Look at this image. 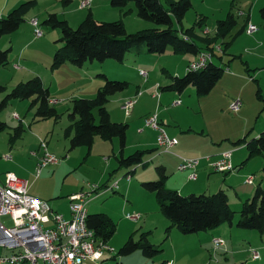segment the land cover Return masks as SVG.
I'll list each match as a JSON object with an SVG mask.
<instances>
[{
	"label": "rangeland",
	"instance_id": "rangeland-1",
	"mask_svg": "<svg viewBox=\"0 0 264 264\" xmlns=\"http://www.w3.org/2000/svg\"><path fill=\"white\" fill-rule=\"evenodd\" d=\"M29 1H35V4L24 15L25 21L21 27L15 32L3 35L0 38V49H9V62L0 66V101L20 82L27 81L34 76H40L45 80L46 87L50 89L52 98L59 99L57 103L52 104L57 109L59 117L58 119H38L35 117L36 107L30 109L32 98L13 99L0 111V120L8 125L5 130L0 131V177H5L9 171L15 169L19 177L31 179L29 180L30 183L32 182L30 184L31 189L33 191L35 189L40 190L41 194H38V196L48 200L53 208L63 213L66 218L71 216L69 196L72 193L88 189L89 183L100 185V189L92 193L86 207L89 214L104 213L115 223L116 231L108 242L116 249L114 254L116 259H113V256L109 254L111 257L105 260L103 264H162L174 258L175 254L177 258L174 259V264H264V233L256 229H243L235 225V231L231 237H226L228 248L216 252H214L210 243L205 244L202 237L204 231L185 234L176 227L167 230L171 226V220L162 213L156 194L146 189L142 184L144 181L160 178V174L156 169L160 162L157 159L154 161L148 160L151 153L145 152L143 156L144 163L147 162L146 166L137 163L131 166L121 165L118 159L120 154L119 139L114 138L111 142L110 140L101 139L100 136L95 137L91 148L81 145L70 149V139L67 138L65 129L73 122L70 117L72 100L95 97L98 88L104 85L105 79L104 76H96L97 72L93 70L92 78L94 81L89 79L88 74L80 76L78 71L71 69L70 66L74 67V65H71L70 62L66 63L68 65H60L61 68L58 65L53 69L54 55L64 45V41L60 40L63 32L60 27L54 28L46 24L45 19L49 13H57L58 17L64 20V16H66L64 10L67 7L72 9L77 7V11L84 10L79 13L80 16L74 20H71L68 16L70 19L69 25L72 28H77L92 8V15L96 20H121L126 30L129 33H134L139 30L134 28L137 27L135 23L141 19L138 17L133 3L119 8L110 5L109 0L104 1L109 2L110 7H106L103 0H94V2L92 0L91 7L82 9L80 0H76L73 5L68 0H9V2L8 0H0V15L7 16L14 7ZM192 1L193 8L187 12L182 20L183 28L191 27L195 23L196 9L199 11L205 9L204 16L207 17V22L203 29H209L211 36L216 33L217 20L225 19L229 12L235 13L238 20L237 25L226 36V41L230 42V47L225 54L219 53L223 55V61L218 58L219 54L214 56L216 64L224 68L225 72L208 94L197 95L194 85H190L184 90L185 96L175 91L160 88L161 95L176 93L177 99H181L182 102L179 105H173L171 101L168 102L166 96L160 99L151 98L150 95L155 89L144 90L141 84H137L139 83L137 79L139 75L136 72L129 70L127 67L116 69L112 59L106 60L109 62L106 63L108 66L105 68V72L102 71L110 80L129 81L130 83L125 90L134 89V92L138 88L144 90V94L140 98L146 99L148 106L153 104V112L157 111L159 115L171 118L172 122L169 121V127L178 131L183 130L180 147L190 148L196 147L198 140L201 138L202 130L203 133L209 136V129H213L216 134L222 135L223 126L227 127L229 125V131H237L239 127L244 125V121L239 118L241 113L232 111L228 105L230 101L237 97H243L246 102L245 97L242 95L243 91H241L244 84L242 73L249 78L246 71V61L249 52L253 51L247 48L250 43L249 36L251 35L248 36L244 30L246 16L239 15V12L245 10L250 15L251 22L256 24L259 30L264 31L260 14V9L264 8V0ZM5 2L8 3L9 10L2 12L1 8ZM162 3L168 6L167 0H162ZM131 6L134 8L133 12L130 10ZM72 15L77 16V13ZM32 18L38 19L39 27L44 31L41 38L35 37L34 26L30 22ZM143 22L150 25L148 28L157 27L152 21L145 20ZM241 29H243L242 32ZM198 34H204L203 30ZM237 34L239 35L237 36ZM29 42L30 44L22 49ZM53 49L55 52L52 56L51 51ZM135 50H137V47L132 49V51ZM140 54H143L141 55L142 66L149 74V84L159 83L161 87L170 83L171 75L175 74V70L180 71V75H184L187 71L185 66L189 58L193 56L191 53L174 52L171 46L164 53L145 52ZM89 62H86V64H89ZM95 62L100 64V61ZM123 62L118 63V65L122 66ZM16 65H19V67H16ZM91 68L95 69L92 66ZM98 71L101 72V70ZM251 74L254 75V71ZM252 82L253 85L246 87L245 94L251 102V117H255V110L260 101L257 96V83L254 80ZM75 91H78V93ZM121 92L110 96L107 107L113 109L111 117L113 121L127 123L133 110L129 116H126V113L124 114L118 108L117 96ZM158 101L159 106L156 108ZM15 113L19 114L20 117L16 118ZM159 121L161 122L160 119ZM21 124L24 129L22 135L14 138L15 128ZM250 129L251 127L243 135L248 134L253 138L256 131ZM128 134L129 141H127L125 147L126 155L136 150H145L137 148V144L144 138L146 141L155 142L152 138L154 135L149 134L148 130L143 132H139L137 129L130 131L129 127ZM40 139L47 142L49 149L60 159V162L45 166L40 177L34 180L37 164H35L36 157L32 152L38 149ZM220 144H224V147L231 146L227 143V139L221 142L216 141L215 146ZM152 147L148 148L151 149ZM172 151H174V148ZM7 154L12 155L13 158L6 159L5 155ZM18 154L21 157L20 165L17 164L19 161ZM163 156L169 157L172 155L170 152H166ZM202 161H204L203 158ZM263 162V155L250 158L247 164H244L236 174L246 172L249 175L253 173L258 178L263 172ZM171 165L173 164L171 163ZM167 170L170 175V167ZM235 171L236 169L232 172ZM129 173H131L130 178H128ZM218 173L216 172V174ZM219 174L223 175L221 172ZM117 180L119 182L118 188L111 191L106 190ZM233 181L239 182L241 180L234 178ZM227 194L229 193L227 192ZM229 203L235 211L234 224H236L240 217L243 202L237 201L235 195L231 194ZM134 212L141 213L142 218L139 221H132L126 217L127 213ZM0 219L7 226L13 224L10 215L1 216ZM145 220H148L147 225L143 226ZM224 226H228V223H225ZM142 232H145L149 240L161 251L153 257H146L141 251L120 255L119 250L129 237L133 235L135 240H138ZM252 247L260 250L261 257L259 259L252 258L250 252ZM10 251L9 248L0 247V255L9 254Z\"/></svg>",
	"mask_w": 264,
	"mask_h": 264
},
{
	"label": "trees",
	"instance_id": "trees-1",
	"mask_svg": "<svg viewBox=\"0 0 264 264\" xmlns=\"http://www.w3.org/2000/svg\"><path fill=\"white\" fill-rule=\"evenodd\" d=\"M71 1V0H68ZM113 7H124L133 3L138 17L152 21L157 27L145 28L129 33L121 20L99 21L92 12L81 21L77 28H72L67 20L60 19L56 13L48 14L45 23L52 27H60L64 41L55 55L52 67L55 68L64 62L70 61L76 66H83L89 61H104L113 59L122 62L127 52L135 47L137 53H164L169 46L174 52L198 54L202 50H214L216 44H221L223 53L230 46V42L223 39L237 25L235 13L229 12L225 19L217 21L216 34L201 35L207 17L199 16L195 23L183 28L182 20L193 7L192 0H167L168 6L162 0H109ZM35 1L22 3L12 9L7 16L0 15V38L18 30L25 21L24 15ZM130 10H132L130 8ZM262 27L264 28V8L260 9ZM179 26H177V25ZM199 30V31H198ZM243 30V29H242ZM184 35L188 36L185 38ZM9 49H0V66L9 62ZM215 55H218L215 53ZM225 69L215 62H210L200 70H187L184 75L171 76L172 81L161 87L163 90L182 92L190 85L196 87L199 95L208 94L221 79ZM104 76L105 83L93 98H75L72 100L70 117L73 122L65 129L70 139V149L81 145L92 147L96 136L105 139L118 138L121 150L126 146L128 123L115 122L107 108L110 96L124 91L129 82L110 80ZM32 98L30 109L36 107L35 117L38 119H58L59 113L51 104V94L41 77L34 76L27 81L20 82L0 101V111L13 99ZM7 123L0 120V131L7 128ZM22 124L15 128L14 138L22 135ZM235 145L246 144L248 157L264 154V134L246 139V136L233 142ZM147 150H136L132 154L120 153L118 159L121 165L131 166L142 164ZM160 178L144 181V187L156 194L162 213L171 220V226L182 233H195L221 226L224 222L234 224L235 211L231 208L229 197L224 189L215 193H189L184 195L176 189L165 186L168 177L165 166H157ZM88 226L96 231L99 238L109 240L116 231L115 223L104 213L89 214ZM238 228L256 229L264 232V188L259 184L254 193L242 203L240 217L235 224ZM141 251L146 257H153L161 251L148 238L145 232L135 240L131 235L120 248V255H128Z\"/></svg>",
	"mask_w": 264,
	"mask_h": 264
},
{
	"label": "built area",
	"instance_id": "built-area-1",
	"mask_svg": "<svg viewBox=\"0 0 264 264\" xmlns=\"http://www.w3.org/2000/svg\"><path fill=\"white\" fill-rule=\"evenodd\" d=\"M92 0H82V8L90 7ZM239 14L243 15L244 11ZM34 26L35 37L40 38L44 31L39 27L37 18L30 20ZM248 32L256 30L258 27L251 22L248 23ZM204 35H208L209 29H203ZM185 38L188 36L184 35ZM215 53H223L221 44H216L214 50H202L190 61L187 70H200L212 62ZM19 67V65H16ZM140 74L146 81L148 72L140 69ZM161 85H155L154 96L160 98ZM141 94V92H139ZM59 99H50L51 104L57 103ZM136 99L126 100L122 104V109L126 115H130ZM181 99L175 100L174 105H179ZM243 101L240 97L234 99L230 108L237 112L240 110ZM19 118V114L15 113ZM146 126H150L157 131V146L162 152L176 154L179 158L178 171L187 172L190 180L198 178V167L201 164V157H192L178 154L172 151L178 144V139L168 134L165 126L159 121L157 112H153L145 118ZM142 130V129H140ZM39 147L42 155L34 172L35 179L39 178L45 166L51 163H59L60 159L48 149L45 140L40 139ZM37 155V152H32ZM233 149L220 152L216 157L207 155L203 159L210 168L218 172H232L236 168L232 162ZM10 160L12 155H5ZM131 173L128 174L130 178ZM254 175L247 176L246 182L253 183ZM98 184H88V189L72 193L70 200V218L64 214L53 210L49 201L44 200L30 192V182L21 178L14 172H8L3 184H0V217L10 215L13 224L5 225L0 219V245L11 249L9 254L0 255V264H103L109 259L111 254L116 259V249L103 238H99L96 231L88 226V204L93 192L100 189ZM119 187L118 180L106 190H114ZM126 217L132 221H139L141 213H127ZM214 252L226 250V240L221 236H214L212 239ZM253 259L261 257L260 250L250 248ZM163 264H174L172 261Z\"/></svg>",
	"mask_w": 264,
	"mask_h": 264
},
{
	"label": "crops",
	"instance_id": "crops-1",
	"mask_svg": "<svg viewBox=\"0 0 264 264\" xmlns=\"http://www.w3.org/2000/svg\"><path fill=\"white\" fill-rule=\"evenodd\" d=\"M203 1H206V0H203ZM8 2H9V0H8ZM69 2H70V4L72 3V5H73V4L76 3V0H71ZM80 2H81V0H80ZM93 2H94V0H93ZM103 2H104L106 7H110L109 4H108L109 2H106L104 0H103ZM8 6H9L8 3L5 2L2 5V8H1L2 12H5L6 10H9ZM131 9H132L131 11L133 12L134 8L132 6H131ZM76 11H77V7L74 8V9H72L71 7H67V9L64 10V13L66 14V16H64V18H65V20H67L68 23L70 22V19L74 20L78 16H80L79 13L81 11H84V10H80V11L78 10L77 12ZM195 11H196V20H197V18L200 15H204L205 14L204 12H206L205 9H201L200 11L198 9H196ZM241 11H244V14L242 16H246V22L244 24V30L246 31L248 36L251 35V36H249L250 43L248 44L247 48L253 50L252 52L250 51L249 54L247 55L248 59L246 61V71L248 72L249 78H247L246 74L242 73V79L244 81V84L242 85V90L241 91H243L242 95L245 97L246 102L244 101L243 97H240L242 99V101H243V104H242L240 110L237 111V113H241V116L239 118L244 121V125L242 127H239L237 131H229V125L227 127L223 126L222 135H218V134L215 133V131L213 129H209V134H210V136H209V135H206L205 133H203L204 131L202 130L201 138H200V140H198V144L196 145V147H193V148L192 147L191 148L190 147H184V146L180 147V140H181V138L183 136L182 135L183 130L182 131H178V130H174V129L170 128L169 127L170 126L169 125V121L172 122L171 118H169L167 116H164V115L161 116L156 111L158 113V116H159V119L161 120L162 125L163 126L167 125V126H165V128L167 127L168 134L173 136V137H176L178 139V141H179L178 144L176 145V147L174 148V151L176 153L181 154V155H185V156L203 158V157H205L207 155H211V156L216 157L223 150L233 149L232 162H233L234 167H236V171L235 172H227V173L221 172L223 175L219 174L220 172L218 174H216V172H218V171L212 170L205 160L202 161L200 166L198 167V178L196 180H190L188 178V173L187 172L178 171V164H179L178 156H176V154H173V153H170L172 156H169V157L168 156H166V157L163 156L164 153H166V152H162L160 149H158V146L156 144L157 131L155 129H153V128H150V127L146 126V124H145V118L149 114H151L153 112L152 111L153 104L148 106L147 100L146 99H142L140 97L144 94V90H150V88H152L154 90L155 89V85L157 83L155 85L149 84L150 83L149 79H148L149 78V74H148V78H147L146 81L144 80V78L140 74V69H144L143 66H142V63H141V57H142L141 55H143V54H138L136 51H132V50L127 52V54L125 56V59H124V62L122 61L124 63V64H121L122 66L118 65V63H120V62L112 59L113 65H114V67L116 69L127 67V68H129V70L136 72L139 75L138 78H137L139 80L138 81L139 83H137V84L138 85L141 84V86L144 87V90H142L141 88H138L135 92H134V89L124 90L117 96L118 104H119L118 108L120 110H122L123 112H124V110L122 109L121 106L126 100L133 99V98L137 100L135 102L136 104H134L135 107L133 109L132 114L130 116L126 115V116H129V120L127 121V123L129 124L130 131L137 129V131L143 132L145 130H148L149 134H153L154 135V137H152V138L154 139L155 142L146 141L145 138H144L137 144V148H143V149L147 150L146 153H151V155L148 157V160L151 159V161H154V160L157 159L158 162H160L158 166H160V165L165 166V170H166L167 174H168L167 168L170 167L171 173H170V175L168 174V177L165 179V186L167 188H169V189H176L182 194H189V193L211 194V193H215V192H217V191H219L221 189H224L226 192L229 193L228 194L229 200H230V195L234 194L237 201L244 202L246 199H248L254 193L255 188H256L257 185L260 184L264 188V162L262 163L263 164V166H262L263 172L261 173V175L258 178L256 177V175L251 173V174L254 175L253 183L246 182V179H247V176H248V174H246V172L236 174L237 172H239V170L242 168V166L244 164H247V162L250 160V158H253V157L257 156V155H263L264 156V154H256V155H254V156L249 158L248 157L249 151H248V148H247L246 144L235 145L233 143L235 140H237L239 138H242L243 136L244 137L246 136L247 141L250 140L251 137L248 134L247 135H243V134H246L247 129L249 127H251L252 130L256 131L255 137H258L261 134H264V31L263 30H259V28H257L256 30H254V31L249 33L247 31L248 30L247 27H248V23L251 22V17L245 10H241ZM90 12H93L92 8H90ZM75 13H77V16L76 15H72V14H75ZM239 15H241V14H239ZM68 16L70 17V19H69ZM143 21H145V20L141 19L140 21L136 22L135 24L137 25V27H134V28H137V29L141 30V28L144 29V28H148L150 26L148 23L143 22ZM206 22H207V19H206ZM216 27H217V22H216ZM216 27H215V31H217ZM133 30H136V29H133ZM242 31L243 30L241 29V32ZM209 34L211 35V33H209ZM238 35L239 34H237V36ZM223 41L227 42L226 38L223 39ZM28 44H30V42L27 43L24 47H22V49H24ZM53 52H55L54 49L51 51L52 56L54 54ZM225 53H223V54H225ZM194 57H196V54H193V56L189 58V60L187 62V65L185 66L186 70L188 68V64L190 63V61H192L194 59ZM218 58H221V60L223 61V55L219 54ZM106 60L100 61V64H96L95 61H90L89 64L85 63L81 67L80 66H76L75 64L71 63L70 61H67L64 64H61V66L68 65L66 63L70 62L71 65H74V67L70 66L73 71H78L80 76H84L85 74H88L89 75L88 76L89 79L94 81L93 78H92L94 72H97L96 76H102L101 74H104L103 72L106 71L105 68H107V66H108V64H106V63H109ZM213 62H215V57L213 59ZM87 65H91L95 69H92L91 66H87ZM61 66H60V68H61ZM137 67H138V69H137ZM92 70L94 72H92ZM98 70H101V72L98 71ZM252 71H254V75L251 74ZM34 74H37V73H34ZM175 74L176 75H180L181 72L175 70ZM174 75H171V76H174ZM250 79H253L257 83V96H258V99L260 101V104L257 106V108L255 110V114H256L255 117H251V115H252V113H251V110H252L251 102H250L248 96L245 94L246 87L250 86V85H253V82H252L253 80H250ZM42 81H43L44 85L46 86L45 80L42 79ZM171 81H172V78L170 80V83H171ZM127 82H129V81H127ZM75 92L78 93V91H75ZM139 92H141V94H139ZM175 92H177V91H175ZM184 92L185 91L178 92V93H181L183 96H185ZM196 93H197V90H196ZM50 94H51V91H50ZM153 94H154V91H153L152 95H150L151 98L160 99V98H163L164 96H166L168 98V102L171 101L172 104H173L174 100H178L177 97H176V93L164 94V95H161L160 98L155 97ZM189 95H191V94L189 93ZM197 95H199V94L197 93ZM132 96H134V97L131 98ZM199 96H203V95H199ZM63 98H65V97H63ZM51 99H52V96H51ZM53 99H58V98L53 97ZM234 99H236V98H234ZM232 101H230L228 103L229 107H230V104H231ZM158 106H159V101H158V104H157L156 108H158ZM108 110H109V112L111 114V117H112L113 109L108 108ZM124 114H125V112H124ZM141 128H142V130H139ZM128 131H129V128H128ZM239 136H241V137H239ZM255 137H253V138H255ZM67 138H69V137H67ZM100 138L103 139V140H110V139H105L103 137H100ZM253 138H251V140ZM225 139H227V143H229L231 145L230 147H224V144H220L219 146H215L216 141H220L221 142L222 140H225ZM113 140L114 139H112L110 141L112 142ZM127 141H129L128 132H127L126 144H127ZM113 145H114V142H113ZM150 146H153V147L150 149V148H148ZM125 147L123 148V150H121V145H120L119 153H123V155L126 156V150H125L126 148ZM48 149H49V147H48ZM49 151L52 152L50 149H49ZM36 152H37V155L36 156L34 155L36 157L35 158V164L38 163L39 157L42 155V150L40 149V147H38ZM236 153H238V154L235 156ZM130 154H132V153H130ZM18 159H19V161H18L17 164L20 165L21 157H19V154H18ZM171 163L173 165H171ZM142 165L146 166L147 162L144 163V161H143ZM156 169H157V167H156ZM9 172H14L15 174L17 173V171L15 169H13V170H11ZM31 176L33 177V174ZM234 178H238L241 181L234 182L233 181ZM5 179H6V175H5V177L1 176L0 177V184H3ZM25 179L31 180L29 178H25ZM34 180H36L35 177H34ZM30 189H31V187H30ZM31 190H30V192L32 194L36 195V196H38V194H41L40 190H38V189H35L34 191L33 190L31 191ZM40 196H42V195H40ZM40 198H42V197H40ZM50 205L53 208L51 203H50ZM53 210L58 211L57 209H54V208H53ZM105 216H108V215H105ZM148 220H149V218H148ZM148 220L144 221V225L143 226L147 225V221ZM225 223H228V222H224L221 226H219L217 228L204 231V233L202 234V237L204 238L205 244H209L210 243L212 245L213 237L214 236H221V237L225 238V240H226V249L228 248V246H227L228 240L226 239V237H228V236L231 237V235L235 231L234 230L235 224H229L228 223V226H224ZM0 247H6V246H1L0 245ZM6 248H8V247H6ZM176 258H177V256L175 254L174 258H172L171 260H168V261L174 262V259H176Z\"/></svg>",
	"mask_w": 264,
	"mask_h": 264
},
{
	"label": "bare ground",
	"instance_id": "bare-ground-1",
	"mask_svg": "<svg viewBox=\"0 0 264 264\" xmlns=\"http://www.w3.org/2000/svg\"><path fill=\"white\" fill-rule=\"evenodd\" d=\"M195 58V57H194Z\"/></svg>",
	"mask_w": 264,
	"mask_h": 264
}]
</instances>
